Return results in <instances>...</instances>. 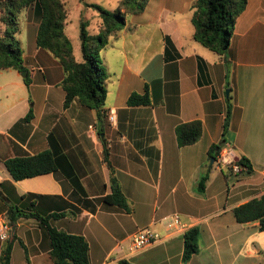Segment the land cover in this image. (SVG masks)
<instances>
[{"label":"crops","instance_id":"crops-1","mask_svg":"<svg viewBox=\"0 0 264 264\" xmlns=\"http://www.w3.org/2000/svg\"><path fill=\"white\" fill-rule=\"evenodd\" d=\"M192 1L146 0L108 34L99 49L108 72L99 110L75 98L62 105L60 65L34 42L38 14L33 7L19 12L24 23L16 36L29 82L15 68H0V218L31 194L42 214L61 213L48 218L51 225L85 238L87 264H261L264 228L258 220L237 222L231 208L264 192V0H246L223 54L193 37ZM79 6H66L63 24L78 47L80 17L88 23ZM144 86L148 102L128 104L129 93ZM191 119L200 121V135L178 145L175 125ZM220 139L250 170L224 178L214 160L197 190L207 149ZM46 149L54 171L12 179L4 167L5 157ZM114 185L125 207L102 200ZM13 224L9 263L53 264L39 221L18 216ZM193 225L198 248L182 262V233ZM144 226L159 238L129 250L130 235Z\"/></svg>","mask_w":264,"mask_h":264},{"label":"trees","instance_id":"trees-1","mask_svg":"<svg viewBox=\"0 0 264 264\" xmlns=\"http://www.w3.org/2000/svg\"><path fill=\"white\" fill-rule=\"evenodd\" d=\"M146 0H117L116 5L109 9L97 3H87L97 11V30L87 29V20L80 17L78 22V39L80 58L76 59L71 51L69 39L64 32L63 24L67 8L62 0H0V68L12 67L24 71L23 81L28 84L29 77L23 63L22 49L16 36L19 28L18 15L25 8L33 7L38 14L35 31V45L48 51L61 68L59 85L63 90L62 105L66 106L72 99L81 104L99 110L104 102L105 82L108 72L103 63L99 49L107 42L108 34L125 24V17L129 13H136L143 9ZM246 0H193L190 4V22L193 26V37L202 45L216 53L223 54L228 46L230 34L236 15L243 9ZM149 100L146 86L142 93L130 92L126 102L130 105L147 103ZM230 110L227 100L223 125L226 124ZM29 109L25 119L31 116ZM175 138L178 145L193 142L201 132L198 119L179 122L175 125ZM211 144L207 149L208 160L205 168L196 180L197 190L204 188L208 178V170L215 160V153L220 144ZM213 157L211 163L209 158ZM239 168L234 173L248 172V159L238 157ZM3 164L12 179L28 177L39 173L54 171L55 158L50 150H41L33 154H18L5 157ZM224 178L232 172L229 167L219 166ZM22 203L9 204L5 217L9 224H13L18 216L36 218L45 228L49 237L48 256L53 264H87L88 246L85 238L78 233L68 232L56 228L48 222L49 217L61 213L42 214L33 204L31 194L23 193ZM102 200L126 206L125 197L117 185L111 191L102 195ZM237 222L258 220L260 229L264 228V192L253 196L231 208ZM14 234L4 238L0 249V264H10V249ZM198 227L193 225L182 233V258L196 252L198 248ZM264 264V249L261 250ZM119 259V264H124Z\"/></svg>","mask_w":264,"mask_h":264},{"label":"built area","instance_id":"built-area-1","mask_svg":"<svg viewBox=\"0 0 264 264\" xmlns=\"http://www.w3.org/2000/svg\"><path fill=\"white\" fill-rule=\"evenodd\" d=\"M111 117V115H109ZM215 160L219 166L229 167L232 172L238 170V157L235 156L231 146L227 142L220 144L218 151L216 153ZM172 222L178 223L177 214L172 215ZM10 230V224L8 220L0 218V238H6ZM159 238V234L156 230L150 226H144L136 230L130 235L127 248L129 250H137L143 246L155 241Z\"/></svg>","mask_w":264,"mask_h":264},{"label":"rangeland","instance_id":"rangeland-1","mask_svg":"<svg viewBox=\"0 0 264 264\" xmlns=\"http://www.w3.org/2000/svg\"><path fill=\"white\" fill-rule=\"evenodd\" d=\"M62 1L64 2L65 6H67L68 8H71V9L79 3V5H80L79 7L81 8V11L83 14L82 16L88 18L87 29L90 32L96 31L95 23L93 21V18H95L96 15H93L92 13L96 14L97 12L90 5H87V3H97V4H100L104 7H106V8L111 9L116 5V2H117V0H62ZM73 13H74V11L72 10V15H73ZM18 22H19V25L21 27L24 23V20L19 18ZM27 33H28V31L24 30V29L20 33V37L24 41L27 40ZM69 45H70L72 53H74L75 56H79V47L77 45H74L72 40H70V39H69ZM21 49H22V46H21ZM226 89H227V87L224 88V91ZM219 171L222 174V171L221 170H219ZM230 174H232V172H230L228 175H230ZM9 233H8V235H10ZM186 259L187 258H182V262H185Z\"/></svg>","mask_w":264,"mask_h":264},{"label":"water","instance_id":"water-1","mask_svg":"<svg viewBox=\"0 0 264 264\" xmlns=\"http://www.w3.org/2000/svg\"><path fill=\"white\" fill-rule=\"evenodd\" d=\"M24 73H25L24 71H20V74H21V75H24ZM227 92H228V89L225 90V93H226V94H227ZM212 160H213V157H210V158H209V163H211ZM13 229H14V224H10V230H9V232H10V236H11V234H12Z\"/></svg>","mask_w":264,"mask_h":264}]
</instances>
